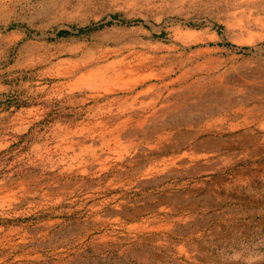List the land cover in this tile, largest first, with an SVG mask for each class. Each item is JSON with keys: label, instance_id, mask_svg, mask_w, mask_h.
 I'll return each mask as SVG.
<instances>
[{"label": "rangeland", "instance_id": "374dc122", "mask_svg": "<svg viewBox=\"0 0 264 264\" xmlns=\"http://www.w3.org/2000/svg\"><path fill=\"white\" fill-rule=\"evenodd\" d=\"M0 264H264V0H0Z\"/></svg>", "mask_w": 264, "mask_h": 264}]
</instances>
